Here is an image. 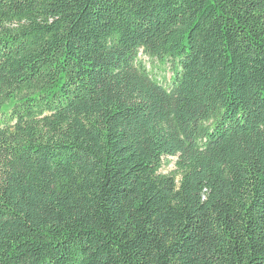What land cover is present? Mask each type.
<instances>
[{
	"label": "trees",
	"instance_id": "trees-1",
	"mask_svg": "<svg viewBox=\"0 0 264 264\" xmlns=\"http://www.w3.org/2000/svg\"><path fill=\"white\" fill-rule=\"evenodd\" d=\"M0 264H264V0H0Z\"/></svg>",
	"mask_w": 264,
	"mask_h": 264
},
{
	"label": "rangeland",
	"instance_id": "rangeland-1",
	"mask_svg": "<svg viewBox=\"0 0 264 264\" xmlns=\"http://www.w3.org/2000/svg\"><path fill=\"white\" fill-rule=\"evenodd\" d=\"M141 60L144 62L146 67L152 71V73L160 80H163L164 78L169 79L172 76V70L170 69V66L163 65L162 63L149 59L146 55L143 53L140 55ZM170 163L163 166L162 171L164 173H169L175 169V161L176 158H170Z\"/></svg>",
	"mask_w": 264,
	"mask_h": 264
}]
</instances>
